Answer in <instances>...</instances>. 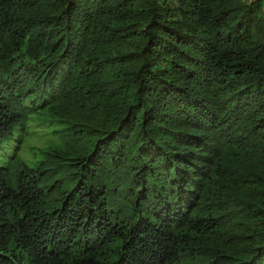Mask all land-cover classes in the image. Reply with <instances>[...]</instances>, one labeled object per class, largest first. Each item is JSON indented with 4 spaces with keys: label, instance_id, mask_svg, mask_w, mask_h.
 <instances>
[{
    "label": "trees",
    "instance_id": "obj_1",
    "mask_svg": "<svg viewBox=\"0 0 264 264\" xmlns=\"http://www.w3.org/2000/svg\"><path fill=\"white\" fill-rule=\"evenodd\" d=\"M33 119L0 264H264V0H0V151Z\"/></svg>",
    "mask_w": 264,
    "mask_h": 264
},
{
    "label": "rangeland",
    "instance_id": "obj_2",
    "mask_svg": "<svg viewBox=\"0 0 264 264\" xmlns=\"http://www.w3.org/2000/svg\"><path fill=\"white\" fill-rule=\"evenodd\" d=\"M28 128H18L11 140L9 147L0 151V165L14 155H19L31 168H35L42 159V152L47 149L52 141L56 140L54 131L60 127L59 124L43 123L33 119L28 123ZM5 155H7L6 158ZM1 167V166H0Z\"/></svg>",
    "mask_w": 264,
    "mask_h": 264
}]
</instances>
